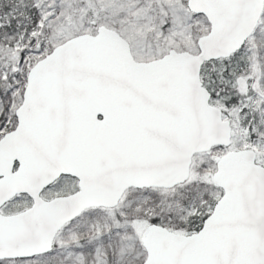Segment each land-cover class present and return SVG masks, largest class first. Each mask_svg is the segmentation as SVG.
Instances as JSON below:
<instances>
[{
  "label": "snow or ice",
  "instance_id": "snow-or-ice-1",
  "mask_svg": "<svg viewBox=\"0 0 264 264\" xmlns=\"http://www.w3.org/2000/svg\"><path fill=\"white\" fill-rule=\"evenodd\" d=\"M0 264H264V0H0Z\"/></svg>",
  "mask_w": 264,
  "mask_h": 264
}]
</instances>
